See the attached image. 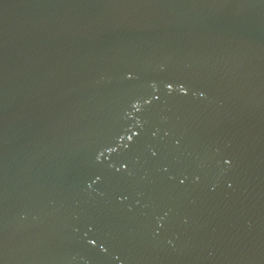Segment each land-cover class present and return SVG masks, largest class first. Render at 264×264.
<instances>
[{"label":"water","instance_id":"95a60500","mask_svg":"<svg viewBox=\"0 0 264 264\" xmlns=\"http://www.w3.org/2000/svg\"><path fill=\"white\" fill-rule=\"evenodd\" d=\"M0 264H264V0H0Z\"/></svg>","mask_w":264,"mask_h":264}]
</instances>
